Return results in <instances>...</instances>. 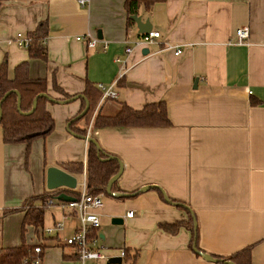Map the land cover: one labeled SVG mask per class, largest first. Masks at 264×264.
<instances>
[{
	"label": "crops",
	"instance_id": "obj_1",
	"mask_svg": "<svg viewBox=\"0 0 264 264\" xmlns=\"http://www.w3.org/2000/svg\"><path fill=\"white\" fill-rule=\"evenodd\" d=\"M136 14L148 20L150 30L159 31L157 42L147 52H130L129 66L115 85L117 97L104 99L98 111L114 114L121 100L134 108L163 100L168 125L89 127L101 94L96 83L117 78L115 56L124 55L125 39L140 34L135 20L127 23L124 0H88L86 5L78 0H0V62L5 58L12 71L28 60L30 76L46 77L54 96L61 94L53 88V78L70 95H85L87 83L92 85L95 105L74 126L84 129V135L89 127V135L123 165L111 188L119 194L99 192L100 225L92 235L105 253L117 256L123 247L129 264H221L190 247L186 226L171 232L159 225L186 220L189 212L165 200L154 187L158 185L192 209L198 245L205 252L230 257L249 247L250 264H264V0H154L149 8L141 4ZM42 20L47 21L46 58L29 57L27 47L12 39ZM243 25L249 27L248 40L237 43L236 29ZM87 33L101 34L102 40L87 46L75 38ZM167 43L187 45L175 54L164 49ZM83 101L79 96L48 101L54 128L33 139L28 150L25 142L3 141L0 127V246L37 241L33 225L21 233L22 206L49 189L48 166L73 174L78 193L83 181L88 190L89 141L69 123ZM67 161H81L83 171H69ZM144 185L153 187L140 191ZM56 196L54 205H45L42 225L62 219L64 228L45 238L49 247L43 262L54 264L51 250L59 248V260L76 264L73 248L60 243L74 231L77 218L56 206L62 200Z\"/></svg>",
	"mask_w": 264,
	"mask_h": 264
},
{
	"label": "trees",
	"instance_id": "obj_2",
	"mask_svg": "<svg viewBox=\"0 0 264 264\" xmlns=\"http://www.w3.org/2000/svg\"><path fill=\"white\" fill-rule=\"evenodd\" d=\"M153 2L154 0H124V6L127 12V23L132 24L134 22L132 15L136 14L141 4L149 8ZM46 32V20L40 21L33 30L28 32L31 36V41L27 47L29 57L46 58V46L45 43L41 42ZM28 65V60H23L18 62L12 71H9L7 60L4 58L0 62V99L6 91H10L1 102L2 114L0 117V127L2 138L5 142H25L27 144V150L29 143L33 139L46 136L54 128V118L46 108V103L51 100L47 96H39L35 109L30 113H23L17 108V93L14 89L20 94V108L22 111H28L31 108L34 96L41 92H45L49 96L57 99H64L72 96L57 85L54 78L52 82L53 88L61 95H52L48 91L46 77L30 76ZM91 86V84L87 83L84 90V94L87 96L89 103L84 116L90 115L95 105V103H92L91 91L93 87ZM97 89L100 91L99 88ZM84 105L85 102L83 101L79 112L83 109ZM78 113L70 118V127L73 131L77 132V134L84 135V129L74 126V122L78 119L76 117ZM168 124H170V120L167 115L166 103L163 100L148 102L141 108L131 107L125 101L121 100L119 101V108L114 114H102L98 111L92 121V125L95 128L105 126H161ZM108 154L109 153L102 148L98 150L93 142H88L85 173L89 192H106V185L109 178L118 171V159L116 157H107ZM65 165L67 169L73 173H80L83 171V163L81 161H67ZM154 187L163 195L160 188L157 186ZM61 190H65L71 195H77L78 193V191L73 188H54L47 189V191L41 195H35L25 199L22 206V209H24L21 223L22 235L25 232L26 225H33L35 228H37L38 225H42L45 208L43 198L48 196L55 197ZM37 198L42 200V203H35ZM170 199L174 204L183 206L182 201L175 198ZM191 210L187 208L189 217L186 220L160 222L159 225L171 232H175L182 225L186 226L191 231L189 245L193 248V244H195L196 253L199 254V251L204 250L198 245V228L197 225L194 227V218L191 214ZM30 246L31 244L26 243L23 239L21 243L17 245L0 246V264H21ZM212 255L217 259L230 258L236 264H250L249 247L237 251L230 257L214 253H212Z\"/></svg>",
	"mask_w": 264,
	"mask_h": 264
},
{
	"label": "built area",
	"instance_id": "obj_3",
	"mask_svg": "<svg viewBox=\"0 0 264 264\" xmlns=\"http://www.w3.org/2000/svg\"><path fill=\"white\" fill-rule=\"evenodd\" d=\"M81 5H86L88 0H78ZM159 36L158 30H149L148 32L140 33L134 39H125L124 55H116L115 60L119 63L117 78L110 83L97 82L96 86L100 89V100L98 105L90 115L89 127L92 124L95 114L98 111L100 103L106 98H116L117 91L115 85L124 73L128 64V55L134 48H144L157 42ZM249 27L247 25L240 26L236 29V42L245 43L248 40ZM46 37V36H45ZM41 39L45 43L46 38ZM76 39L85 41L87 46H95L100 40L97 35L87 33L84 35H76ZM19 46L28 47L31 41L29 34L18 32L12 39ZM108 40L103 39L102 47L106 48ZM187 43H167L164 49H172L175 54H179L182 48ZM89 127L86 132V137L89 136ZM88 141L86 138H84ZM45 205H54V197H48L44 201ZM103 199L100 193H92L87 190L85 181L82 182L80 191L73 199L60 200L56 203L63 212L72 213L77 218V223L74 231L67 236H64L60 245H67L73 248V254L76 258V264H129L126 258V251L122 247L117 256L121 258L119 263H107L110 256L103 251L104 245L99 243L96 235H92L93 229L100 225V215L98 209L102 206ZM127 215H132L129 211ZM64 228L62 219H56L50 225H38L36 229L37 241L32 243L28 253L24 255L21 264H44L43 251L49 244L45 242L47 236L56 235ZM116 256V255H115Z\"/></svg>",
	"mask_w": 264,
	"mask_h": 264
},
{
	"label": "water",
	"instance_id": "obj_4",
	"mask_svg": "<svg viewBox=\"0 0 264 264\" xmlns=\"http://www.w3.org/2000/svg\"><path fill=\"white\" fill-rule=\"evenodd\" d=\"M133 19L135 20L136 24H137V27H138V31L140 33H144V32H148L150 29H151V25L150 23L148 22V20H144L142 21L141 20V17L137 14H133L132 15ZM101 35V34H100ZM98 35V37L100 36ZM143 52H147L148 51V48L147 47H144L143 49ZM14 91L17 93V108L19 111L23 112V113H30L32 112L35 107H36V103H37V99L39 96H47L49 97V99L51 101H56V102H67L69 100H72L74 98H77L78 96L79 97H82L84 98L85 100V105L83 107V109L77 114V118H80L82 117L85 112L87 111L88 109V106H89V103H88V100L86 98L85 95L83 94H75V95H72L70 97H67V98H64V99H57V98H54V97H51L49 96L47 93L45 92H41V93H38L37 95L34 96L33 100H32V105H31V108L28 110V111H22L21 108H20V94L19 92L14 89ZM10 91H6L4 93V95L1 97L0 99V117H1V114H2V110H1V102L2 100L5 98V96L9 93ZM71 122V120L69 121V123ZM83 138H86L89 142H93L97 149L99 150L101 147L100 145L98 144L97 140L92 137V136H85L83 135L82 136ZM107 157H116L115 155H111V154H108ZM118 159V163H119V169L116 173H114L108 180L107 182V185H106V192L108 194H113V195H117L119 194V192H113L112 191V184L115 182V180L117 179V177L120 175L121 171H122V168H123V165H122V162L121 160L116 157ZM46 186L49 188V189H54V188H60V187H65V188H73L76 186V177L69 173L68 171L58 167V166H55V165H51V166H48L47 169H46ZM157 186L158 188L161 189L163 195H164V198L165 200L169 201L170 203H174L171 201V199L166 195V193L163 191V189L158 186V185H155ZM149 187H153V185H144L142 187L139 188L140 191L142 190H145ZM58 199H62V200H70V199H73L74 197L71 196V195H68L66 194L64 191L60 192L57 196H56ZM183 205L187 208H189L191 210V208L186 204V203H183ZM191 214L194 218V227H196V220H195V217H194V214H193V211L191 210ZM193 249L196 251V246L195 244H193ZM199 253H201L202 257L209 260V261H219L220 263H223V264H236L232 259L230 258H222V259H217V258H214L212 257V254L211 253H208V252H205V251H199ZM120 257L119 256H111L107 263H119L120 262Z\"/></svg>",
	"mask_w": 264,
	"mask_h": 264
},
{
	"label": "rangeland",
	"instance_id": "obj_5",
	"mask_svg": "<svg viewBox=\"0 0 264 264\" xmlns=\"http://www.w3.org/2000/svg\"><path fill=\"white\" fill-rule=\"evenodd\" d=\"M78 180L80 181V177H78ZM58 218H59V216H58ZM29 233H30V231H28L27 233H25V235H29ZM51 252H52L51 254L53 256L52 262L54 264H56V263L59 264V262H60V264H73V262H70L68 260H63V261H66V262H63L62 260H59V258L61 257V254L59 252V248H55V250L52 249Z\"/></svg>",
	"mask_w": 264,
	"mask_h": 264
}]
</instances>
